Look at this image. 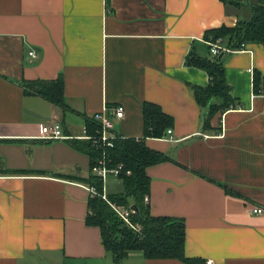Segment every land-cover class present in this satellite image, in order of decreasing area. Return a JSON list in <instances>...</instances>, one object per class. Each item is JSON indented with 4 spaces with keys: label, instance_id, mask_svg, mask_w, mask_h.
Listing matches in <instances>:
<instances>
[{
    "label": "crops",
    "instance_id": "crops-1",
    "mask_svg": "<svg viewBox=\"0 0 264 264\" xmlns=\"http://www.w3.org/2000/svg\"><path fill=\"white\" fill-rule=\"evenodd\" d=\"M238 3L0 0V264H115L87 224L90 157L73 148L79 140H41V126L77 138L105 106L122 105L114 133L143 139L145 103L174 119L172 139L146 140L171 157L147 169L151 214L184 220L187 257L202 264H264V213H253L264 210V97L254 88L264 47L225 53L237 107L213 119L219 132L204 130L209 109L193 93L211 79L186 64L192 51L210 57L206 32L250 20L260 0ZM59 79L65 107L25 86Z\"/></svg>",
    "mask_w": 264,
    "mask_h": 264
},
{
    "label": "trees",
    "instance_id": "trees-1",
    "mask_svg": "<svg viewBox=\"0 0 264 264\" xmlns=\"http://www.w3.org/2000/svg\"><path fill=\"white\" fill-rule=\"evenodd\" d=\"M225 3L238 4V0H223ZM252 18L242 20L235 27L222 26L206 32L205 42L208 45L210 57H201L192 51L187 58V66L205 71L211 84L207 88L193 87L195 100L202 108L209 109L204 130L219 132L221 128H214L212 121L215 117H222L229 110L237 107L236 98L226 78L224 59L212 56L210 42L219 40L232 52L244 50L249 44H259L264 47V0L251 7ZM25 86L53 104L65 107L64 81L56 82H28ZM255 93L264 94V76L255 74ZM145 135L143 139H117L113 148L107 149L110 167L123 165V171L116 178L122 185L123 191L108 194L110 203L118 208L137 206L138 211L133 218L142 227V233L137 234L128 227L118 216L112 206L100 196L89 201L87 224L101 230L103 244L107 253L112 256L115 264H124L133 254H140L146 260H180L186 264H202L199 259L187 257V227L184 220L174 217H155L151 214L145 197L150 195L151 179L147 169L165 162H169V154L157 152L147 146L148 139H163L168 130L174 127V119L167 115L160 106L145 103L143 106ZM93 127V124H89ZM72 146L77 151L86 154L92 162V171L103 151L96 150L91 142L73 141ZM128 172L131 174L128 175ZM90 186L103 192L102 181L94 176L88 181Z\"/></svg>",
    "mask_w": 264,
    "mask_h": 264
},
{
    "label": "built area",
    "instance_id": "built-area-1",
    "mask_svg": "<svg viewBox=\"0 0 264 264\" xmlns=\"http://www.w3.org/2000/svg\"><path fill=\"white\" fill-rule=\"evenodd\" d=\"M211 47V54L212 56H220L223 52H232L229 49H224L222 46V42L219 40L216 43H209ZM31 60L35 61L37 60L38 54L33 51L31 53ZM250 73H252V69L249 70ZM258 95H261L264 97L263 93H260ZM126 117V109L124 106L119 105L115 107H104L103 110L99 113H96L93 115V117L90 119L91 124H93V127H90V125H86L83 128L82 136L74 138L69 137L65 135L63 132L62 126L58 122H51L49 124H44L41 126V137L40 139L43 141H60V140H81V141H88L92 143V146L98 150L103 151V155L98 159L96 166L94 167L93 174L94 176L98 177L103 184V192L99 193L96 187L94 186H87V189L89 190V193L91 194L92 198L100 196L104 201L108 202L112 208L115 210V212L118 214V216L121 218V220L132 230H134L137 234L142 233V227L139 224H136L133 221L134 216L136 215V212L132 209V207L129 208H118L116 205L110 203L107 193V183L109 181V178H119L122 171H123V165H118L117 167H110L109 158L106 155V150L109 148L114 147V143L117 139H126L124 137H121L119 135H116L114 133V122H122ZM172 130L167 131V135L164 138H170L172 139ZM137 141H140V139H137ZM131 173L128 172V175ZM145 203H150L149 196L145 197ZM254 214L261 215L264 213L263 209H254ZM211 264V263H208Z\"/></svg>",
    "mask_w": 264,
    "mask_h": 264
},
{
    "label": "rangeland",
    "instance_id": "rangeland-1",
    "mask_svg": "<svg viewBox=\"0 0 264 264\" xmlns=\"http://www.w3.org/2000/svg\"><path fill=\"white\" fill-rule=\"evenodd\" d=\"M111 184L112 186H114L113 188H111ZM108 185V189H109V193L111 194H117V193H121L123 191V187L121 185V183L116 179V178H109V181L107 183ZM124 264H134V262H128V260H126L124 262Z\"/></svg>",
    "mask_w": 264,
    "mask_h": 264
},
{
    "label": "water",
    "instance_id": "water-1",
    "mask_svg": "<svg viewBox=\"0 0 264 264\" xmlns=\"http://www.w3.org/2000/svg\"><path fill=\"white\" fill-rule=\"evenodd\" d=\"M224 56H225V52H223V53L220 55L219 58H220V59H223ZM132 209H133L135 212L138 211V208H137V206H135V205L132 207Z\"/></svg>",
    "mask_w": 264,
    "mask_h": 264
}]
</instances>
